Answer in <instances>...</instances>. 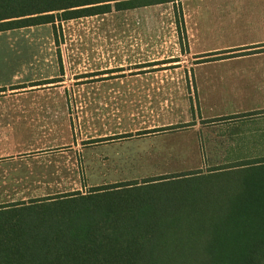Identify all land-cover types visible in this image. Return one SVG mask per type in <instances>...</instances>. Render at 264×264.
Returning <instances> with one entry per match:
<instances>
[{
	"label": "rangeland",
	"instance_id": "1",
	"mask_svg": "<svg viewBox=\"0 0 264 264\" xmlns=\"http://www.w3.org/2000/svg\"><path fill=\"white\" fill-rule=\"evenodd\" d=\"M50 1L53 0H0V10ZM239 4L248 9L247 15L236 11ZM257 5H264V0H174L57 21L54 44L48 43L46 50L57 52L62 64L60 76L57 84L47 87L51 91L46 92V118L41 124L37 118L38 133L22 135V140L36 146H32L28 155L4 157L0 163V204L75 193L87 195L93 187L116 183L167 177L183 180L190 173L207 175L211 170L232 169L235 165H243L237 168L238 174H263L262 135H173L230 130V122L221 126L215 120H201L199 124L192 120L166 132H143L154 126V116L149 113L154 104L150 100L152 91L143 92L139 110L118 89L119 85L134 84L141 77L143 83L165 80L155 74L145 75L148 72L174 66L193 67L196 60L186 53V22H198L202 32L216 31L222 40L244 42L258 38L261 31L249 30L250 22L264 23V8L257 10L254 8ZM249 15L254 18L251 20ZM26 42L29 41L24 35L0 37V54L35 51L36 45ZM211 60L215 58L202 61ZM135 62L140 65L136 67ZM9 63L13 64L9 66L13 72L15 62ZM136 68L140 69L135 71ZM137 73L140 76H134ZM104 85L111 88L105 99ZM10 93L1 92L0 99L14 98ZM162 103L164 107L168 105L167 101ZM140 128L142 132H135ZM130 131L131 137H119ZM103 133L109 138H98ZM162 133L168 134L159 135ZM225 179L233 180V176L193 178L170 184L180 182L190 186Z\"/></svg>",
	"mask_w": 264,
	"mask_h": 264
},
{
	"label": "trees",
	"instance_id": "2",
	"mask_svg": "<svg viewBox=\"0 0 264 264\" xmlns=\"http://www.w3.org/2000/svg\"><path fill=\"white\" fill-rule=\"evenodd\" d=\"M170 2L53 0L1 9L0 32L52 25L55 33L57 21ZM240 166L0 204V264H264V173L238 174Z\"/></svg>",
	"mask_w": 264,
	"mask_h": 264
},
{
	"label": "crops",
	"instance_id": "3",
	"mask_svg": "<svg viewBox=\"0 0 264 264\" xmlns=\"http://www.w3.org/2000/svg\"><path fill=\"white\" fill-rule=\"evenodd\" d=\"M254 8L261 10L264 5ZM236 11L245 14L248 9L239 4ZM249 17L251 20L254 18L251 15ZM186 25V53L188 58H194L197 62L193 67L174 66L145 73L165 78L159 79L157 83H143L141 77L134 84L118 86L120 91L125 92L122 97L130 105L134 103V107H140L139 110L143 92L152 91L150 100L154 104L149 113L154 116V126L144 129L147 131L140 128L135 132H166L180 125H188L192 120L198 124L201 120H215L221 126L224 122H230V130L177 132L173 135H262L264 141V23L253 22L252 25L250 22L249 30H259L262 34L244 42L237 39L222 40L217 37L216 31L204 33L201 25L195 21L186 22ZM208 27L214 28L211 25ZM13 34L24 35L29 41L26 43L36 45V48L26 53L0 54V93L9 91L10 97H14L0 99V163L4 157L28 155L32 146H36L22 140V135L38 133L39 128L35 126L37 118L39 123L46 118V92L51 91L47 87L57 84L62 69L57 52L46 50L47 44H54L55 41L53 28L49 25L4 31L0 32V37ZM32 37L38 39L32 40ZM211 57L215 60L202 61ZM9 61L15 62L13 72L9 68L13 64ZM133 64L136 67L140 65L136 62ZM137 69L140 68L135 71ZM110 89L108 85L103 86V99L109 97L107 93ZM162 101H167L168 105L162 106ZM53 106L56 107L55 104ZM132 134L131 131L121 133L119 137L128 138ZM98 138L109 137L103 133Z\"/></svg>",
	"mask_w": 264,
	"mask_h": 264
}]
</instances>
